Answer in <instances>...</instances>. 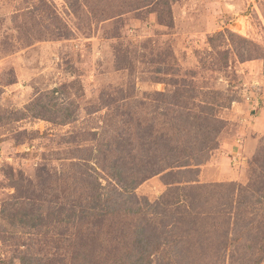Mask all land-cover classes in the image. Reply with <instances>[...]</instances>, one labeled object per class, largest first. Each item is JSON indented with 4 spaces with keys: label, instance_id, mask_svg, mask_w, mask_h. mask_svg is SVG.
<instances>
[{
    "label": "rangeland",
    "instance_id": "374dc122",
    "mask_svg": "<svg viewBox=\"0 0 264 264\" xmlns=\"http://www.w3.org/2000/svg\"><path fill=\"white\" fill-rule=\"evenodd\" d=\"M141 251L264 264V0H0V264Z\"/></svg>",
    "mask_w": 264,
    "mask_h": 264
},
{
    "label": "trees",
    "instance_id": "16d2710c",
    "mask_svg": "<svg viewBox=\"0 0 264 264\" xmlns=\"http://www.w3.org/2000/svg\"><path fill=\"white\" fill-rule=\"evenodd\" d=\"M122 194V193H121ZM124 196V195H123ZM111 200H109V199H107V201H106V204H108L107 205V207H109L110 205H111ZM142 210L143 209H145V208H147V207H149L148 209H146V210H149L150 208H151V205H149V203L148 202H146L145 201V204L144 205H142V206H139ZM140 209V210H141ZM181 220H183L184 218L183 217H181L180 218ZM147 224H149V222L148 221H146V225ZM188 227H190L188 224H186ZM145 227V226H144ZM144 227L142 226V227H140V228H138L139 230H141L142 232L143 231H145V229H144ZM191 228V227H190ZM166 229V228H165ZM168 232V230L166 229V233ZM149 233V232H148ZM146 238H148L149 239V236H146ZM179 242L180 241H177L176 240V242L174 243V241H173V244H172V246H173V253H174V255L175 256H179L180 258H188V259H190L191 258V254H190V252H187L186 251V249H183L180 245H179ZM163 243H169V240H167V238L166 237H164V240H163ZM159 245H160V243H158ZM141 248V247H140ZM130 255V254H129ZM129 255H126V257H128ZM131 255H134V254H131ZM146 254L144 253V251H141V252H139L136 256L134 255L133 256V258L130 260V263L131 264H143V263H146L147 261L148 262H150V260H148V254H147V259H146ZM186 256V257H185ZM142 257H145V262H143L142 261ZM78 259H79V261H80V263L81 264H89V258L87 257V255H82V254H79L78 255ZM127 260V259H126ZM181 263L183 262V259L180 261Z\"/></svg>",
    "mask_w": 264,
    "mask_h": 264
}]
</instances>
